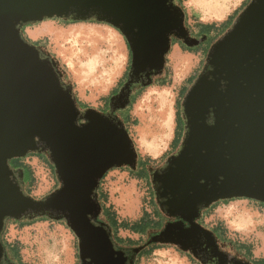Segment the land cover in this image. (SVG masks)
I'll use <instances>...</instances> for the list:
<instances>
[{
    "label": "water",
    "instance_id": "1",
    "mask_svg": "<svg viewBox=\"0 0 264 264\" xmlns=\"http://www.w3.org/2000/svg\"><path fill=\"white\" fill-rule=\"evenodd\" d=\"M54 18L104 23L126 41L129 70L106 112L80 107L58 60L23 36L24 26ZM173 40L195 41L175 0H0V264L6 222L44 218L73 233L80 264H135L152 245L199 264H252L200 219L219 201L264 205V0H249L210 44L180 102L176 151L147 167L163 224L126 255L102 221L101 180L115 168L136 171L139 157L118 114L136 88L163 76ZM30 153L46 157L58 183L43 199L26 195L23 171L19 182L10 166Z\"/></svg>",
    "mask_w": 264,
    "mask_h": 264
},
{
    "label": "rangeland",
    "instance_id": "2",
    "mask_svg": "<svg viewBox=\"0 0 264 264\" xmlns=\"http://www.w3.org/2000/svg\"><path fill=\"white\" fill-rule=\"evenodd\" d=\"M241 1L221 0L216 5L218 11L215 12L208 11L207 8L198 5L197 0H175L182 5L186 26L191 32L190 35L195 39H199V33H202L197 30L194 24L196 17L218 22L238 7ZM228 26L213 35H207L208 38H205L198 47H193V49L175 41L176 43L171 45L166 57V71L163 76L156 78L153 84L148 87L136 88L131 95L130 105L119 112L118 115L122 118L126 113L129 115L127 130L134 142L138 156L142 160L149 158L151 167L162 165L166 158L176 151L179 142L174 146L172 141L177 137V131H179L177 124L181 110L180 105L178 107V101L181 102L193 80L201 71L210 44ZM23 30L24 34L33 42L40 39L47 40V43H43L41 46L58 60L60 68L65 72L66 81L72 83L74 95L79 101L80 107L94 108L103 112L105 104L109 101V99L107 101L109 95L117 92L126 80L125 70L129 60V49L120 33L104 23L71 22L55 18L24 26ZM40 31L43 32L40 33ZM72 32H92V34L99 32L100 37H97L99 39L97 41L84 43L83 38L72 37ZM32 35H36L35 38H32ZM116 53V58L119 59L117 65H114ZM174 53H177L175 59H173ZM97 59H99V63L95 69L89 63ZM86 66L88 69L84 70ZM112 66H114V70L108 77L106 71ZM104 76L107 77L104 78ZM163 80L166 81L165 85H155ZM141 89L142 91L135 101H132V97ZM162 101L165 103L163 106L160 104ZM166 108L170 110L168 124L165 123L163 116H160L162 109ZM146 135L148 143L155 141L154 145L159 148L160 151L157 155L151 153L153 149L146 145L147 141L142 143L141 136L145 139ZM40 156L46 159L44 155ZM23 163L29 165L32 170V173L30 170H22L24 181L27 183L23 186L26 195L35 199H43L58 187L53 167H50L39 156L27 155L23 158ZM15 164V161H10L11 168L21 170L15 168ZM134 172L128 168L112 169L105 174L99 188L107 195L105 206H112L118 221L134 222L138 221L144 213L151 216L156 214L159 219L158 226L150 225L145 230L143 237L127 230H118L117 237L129 238L133 241L141 239L140 242L143 243L147 231L156 230L163 224V217L155 204L150 184L143 178H137ZM32 175L34 182L29 188ZM257 203L243 198L219 203L204 218L203 225L210 229L221 224L227 231L228 240L251 246V257L246 252L248 246L243 248L236 246L239 252L234 248L242 257L252 264H264L258 261L264 258V209ZM101 217L102 221L107 220L104 214ZM240 218L244 220L242 225ZM37 220L30 221L33 223L28 222L29 224L25 226L18 225L19 222L16 223V221L8 220L6 222L2 238L10 244L17 242L20 247L19 256L15 251L6 250L12 263L80 264L77 240L65 223L45 218ZM122 245L127 246V244ZM122 245L118 244L120 248H124ZM163 246V248L154 250L150 255L141 257L139 264H199L190 255L175 247ZM226 250L233 253L231 249L226 248Z\"/></svg>",
    "mask_w": 264,
    "mask_h": 264
},
{
    "label": "trees",
    "instance_id": "3",
    "mask_svg": "<svg viewBox=\"0 0 264 264\" xmlns=\"http://www.w3.org/2000/svg\"><path fill=\"white\" fill-rule=\"evenodd\" d=\"M249 2V0H244L242 2V4L240 5V7L235 11V13L231 16L230 19H227V21H225L222 25H218L216 26L215 24H210V25H199L198 26V30L202 33H206L207 35H213L215 32L219 31L220 29H222L223 27H227L229 25V23L232 21V19L236 16V14H238V12H240L244 6ZM230 26V25H229ZM228 26V27H229ZM223 28V30L225 29ZM224 32V31H223ZM222 32V33H223ZM23 36L25 37V39L30 42L31 44L35 45V44H38V45H43V43H47L46 39H40V40H37V41H32L31 39H29L25 34H24V30H23ZM173 43H176L175 41L172 42ZM36 46V45H35ZM130 52H129V60H128V65H127V68L125 70V78L127 76V73H128V70H129V66H130ZM166 63H167V60H166ZM166 81H161V82H158V83H155V85H159V86H163L165 85ZM121 85V84H120ZM186 90V88H185ZM184 90V91H185ZM142 91V89L140 91H138V93L136 95H134L132 97V101H135V98L139 95V93ZM116 92V91H115ZM115 92H113L112 94H114ZM110 94L109 97L107 98V101L108 99L110 98V96L112 95ZM108 103V102H107ZM107 103L105 104V106L107 105ZM78 104L80 105L79 101H78ZM180 105V100L178 101V107ZM129 115L126 113L124 114V117H123V120H124V123H125V126H126V129H127V122L129 120ZM133 123H135V121H133ZM178 128H179V131H177V137H175L172 141V144L174 146H176L178 144V142L180 141V138H181V135H182V131H183V121L180 117V113H179V116H178V124H177ZM28 155H32V156H39L42 160H44L45 162L48 163V161L45 159V158H42L40 155L38 154H34V153H30ZM25 158V157H24ZM13 161L16 162L15 164V168H18V169H21V170H30L31 173H32V170H31V167L25 163H23V158L22 159H13ZM139 161L140 163H149L151 160L149 158L147 159H140L139 158ZM49 164V163H48ZM50 165V164H49ZM50 167H53L52 165H50ZM52 169V168H51ZM145 172H141L139 173L138 175L136 174V177L137 178H143ZM23 179H24V176H23ZM25 182V181H24ZM34 182V179H33V175H32V180H31V183L29 184V188L32 186ZM25 184H27L25 182ZM98 192H99V200H100V203H101V206L103 208V213L105 215V218L107 219L108 221V224L112 230V234H113V239L114 241L117 243V244H127L129 246H133V245H139V243L141 244L140 241H142L141 239H139L138 241H133L129 238H125V239H121L119 237H117V233H118V230H127L133 234H138L139 236L143 237L145 235V230L150 226V225H157L158 226V223H159V219L157 218L156 214L154 213L152 216L148 213H144L142 215V217L138 220V221H134V222H127V221H118L117 219V216H116V213L115 211L113 210L112 206L109 205V206H105V203H106V199H107V195L104 194L100 188L98 189ZM230 200H226V201H219L215 204H213L208 210H206L203 215H202V218L200 219V223L203 225V220L204 218L208 215V213L219 203H226ZM259 206H261L263 209H264V205L261 204V203H257ZM38 221V220H36ZM18 223V222H16ZM30 223H33V222H30ZM29 223L28 222H19L18 225L20 226H25V225H28ZM206 227V226H205ZM209 229V228H208ZM210 230H212L216 236L218 237V239L220 241H224V242H228L229 244H231L236 250V246L239 247V248H243L245 246H248V248H246V252L250 255V257L252 256L251 254V246L248 245V244H244V243H240L238 241H231V240H228L227 237H226V234H227V231L225 230V228L221 225V224H217L216 226L210 228ZM2 243L5 247L6 250L8 251H15L18 256H19V250H20V247H19V244L17 242H14L12 244L10 243H7L6 241H4V239L2 238ZM164 246L163 245H152V246H149L147 248H145L143 251H141L137 258H136V261H135V264H139V259L141 257H145V256H148L150 255L154 250L156 249H160V248H163ZM238 251V250H237ZM239 252V251H238ZM6 254V253H5ZM189 259H191V261H193V259L191 257H189ZM259 262H262L264 263V258L261 259V260H258ZM21 264V263H19Z\"/></svg>",
    "mask_w": 264,
    "mask_h": 264
},
{
    "label": "bare ground",
    "instance_id": "4",
    "mask_svg": "<svg viewBox=\"0 0 264 264\" xmlns=\"http://www.w3.org/2000/svg\"><path fill=\"white\" fill-rule=\"evenodd\" d=\"M198 1V5H202L203 6V8H207V10L208 11H215V12H217L218 10H216L217 8H216V5L219 3V2H221V0H210L209 2H208V0H197ZM208 2V3H207ZM213 13V12H212ZM215 14V13H214ZM41 32H43V31H40V33ZM91 33V34H90ZM90 33H85V32H72V37H78V38H83V42L85 43L86 41H90V42H92V41H97V40H99L97 37H100V34H99V32H94L93 34H92V32H90ZM33 37L32 38H35V36L36 35H32ZM95 36V37H94ZM117 50V49H116ZM115 57H114V65L116 64L117 65V63H118V59L116 58V56H117V53L114 55ZM99 63V59H97L96 61H93V62H91V63H89L93 68H95V69H97V64ZM80 64V63H79ZM89 64H88V66H89ZM88 66H86V68H84V70H86V69H88ZM114 66H112L109 70H107L106 71V73H107V76L108 77H110L111 76V74H112V72H113V70H114V68H113ZM107 76H104V78H106ZM164 98V97H163ZM163 100V99H162ZM164 101V100H163ZM161 102L160 104H161V106H163V105H165V103L164 102ZM170 110H168L167 108L166 109H162V111L160 112V116H163V118L165 119V123L166 124H168V121L170 120L169 119V116H170V112H169ZM167 126V125H166ZM147 135L145 136V139L144 138H142V136H141V140H142V143L144 144V142H146L147 141ZM154 142L155 141H153V142H149L148 143V141L146 142V145L148 146V147H151L153 150H151V153L153 154V155H157L158 153H159V148L158 147H156V145H154ZM252 219V218H251ZM240 221H241V225L244 223V220H243V218H240ZM252 223V222H251ZM243 227V226H242Z\"/></svg>",
    "mask_w": 264,
    "mask_h": 264
},
{
    "label": "flooded vegetation",
    "instance_id": "5",
    "mask_svg": "<svg viewBox=\"0 0 264 264\" xmlns=\"http://www.w3.org/2000/svg\"><path fill=\"white\" fill-rule=\"evenodd\" d=\"M185 22H186V19H185ZM187 28H188V27H187ZM188 30H189V28H188ZM189 33H191L190 30H189ZM190 36H191V35H190ZM191 37H192V36H191ZM203 37H204V39H205V37L208 38V36H207L206 33H199V39H195V38L192 37L193 39H195V41L190 42V43H192L193 45H192V47H189V48H190V49H193V47H198L199 44H200L202 41H204ZM200 39H201V40H200ZM198 40H199V41H198ZM173 41H175V40H173ZM195 43H196V44H195ZM180 44H182V43L180 42ZM182 46H185V45L182 44ZM104 109H105V110H104L103 112H106L107 109H108V105H106ZM139 158H140V157H138V161H137V170H136L134 173L138 175V174L141 173L142 171L145 172V174H144V176H143V179L147 180L148 183L150 184V182H149V175H148V171H147V167H148V165H150V163H140ZM15 177H16V179H17L19 182H21V181H20V178H19V171H18V170H15ZM22 183H23V186H25L24 179H23V182H22ZM162 220H163V218H162ZM222 242H224V241H222ZM224 243H228V242H224ZM122 246L124 247V248H122V249H124L126 255H128V254H129V248H130L131 246H129V245H127V246L122 245ZM4 262H5L6 264H13L12 261L8 258L7 254L4 255Z\"/></svg>",
    "mask_w": 264,
    "mask_h": 264
},
{
    "label": "crops",
    "instance_id": "6",
    "mask_svg": "<svg viewBox=\"0 0 264 264\" xmlns=\"http://www.w3.org/2000/svg\"><path fill=\"white\" fill-rule=\"evenodd\" d=\"M244 0H242L241 2H240V5L242 4V2H243ZM240 5H238V7H236L235 9H233L232 11H231V13H229L224 19H220V21H218V22H215V21H207V20H204V19H201V18H197L196 17V20H195V22H194V24H195V26L197 27V30L199 29L198 28V26L199 25H210V24H215L216 26H218V25H222L225 21H227V19H230L231 18V16L235 13V11L240 7ZM176 56H177V53H174L173 54V59H175L176 58ZM126 62H127V60H126ZM163 96V95H162ZM165 98V97H164Z\"/></svg>",
    "mask_w": 264,
    "mask_h": 264
}]
</instances>
